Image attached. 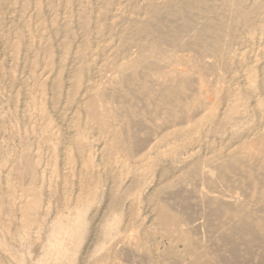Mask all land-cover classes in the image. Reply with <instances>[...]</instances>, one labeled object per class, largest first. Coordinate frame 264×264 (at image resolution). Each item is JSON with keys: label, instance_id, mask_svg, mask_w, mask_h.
Instances as JSON below:
<instances>
[{"label": "rangeland", "instance_id": "1", "mask_svg": "<svg viewBox=\"0 0 264 264\" xmlns=\"http://www.w3.org/2000/svg\"><path fill=\"white\" fill-rule=\"evenodd\" d=\"M226 1L0 0V264H257L217 231L264 225V0Z\"/></svg>", "mask_w": 264, "mask_h": 264}, {"label": "bare ground", "instance_id": "2", "mask_svg": "<svg viewBox=\"0 0 264 264\" xmlns=\"http://www.w3.org/2000/svg\"><path fill=\"white\" fill-rule=\"evenodd\" d=\"M193 1H196V2H199V3H204V2H206L207 0H178V2H181V3H185V4H192V2ZM228 1V0H227ZM226 1V2H227ZM236 1V0H235ZM173 2H175V1H173ZM224 2V1H223ZM177 3V2H176ZM225 3V2H224ZM230 3V2H229ZM198 4V3H197ZM199 7H203L202 5L201 6H199ZM242 7V6H241ZM187 9H189V8H187ZM232 9V8H231ZM185 10V9H184ZM237 11V10H236ZM185 12V11H184ZM238 12V11H237ZM245 13H246V11H245ZM184 14V13H183ZM229 14V13H228ZM201 16V15H200ZM247 16V15H246ZM247 19V18H246ZM248 20V19H247ZM231 24V23H230ZM150 26V25H149ZM239 27V26H238ZM226 28V27H225ZM232 28V27H231ZM234 106V105H233ZM234 110V109H233ZM236 111V110H235ZM223 124V123H222ZM102 134V133H101ZM121 149V148H120ZM128 150V149H127ZM141 184V183H140ZM217 212H219V211H217ZM217 212H215V213H217ZM220 213V212H219ZM221 214V213H220ZM234 218V217H233ZM234 223V222H233ZM228 224V223H227ZM227 228H228V230L226 231V232H223V231H217L218 233H230V234H235V235H237L236 237L238 238L239 237V239H241V237H242V235H246V236H248L249 238H250V241H251V243L253 244V245H256V246H261L262 244H263V242H264V232H263V228H264V225L260 222V221H255V222H250L248 219H240V220H238V224L237 225H231V227L228 225L227 226ZM258 231V232H257ZM189 233V232H188ZM262 235V236H261ZM236 241V240H235ZM234 241V242H235ZM233 243V242H232ZM237 243H238V241H237ZM236 243V244H237ZM243 245L244 244H246V242L244 241V238L242 237V242H241ZM232 247H234V245L232 246ZM240 248H241V246H240ZM250 247L248 246V245H246L245 246V248H244V250H241L240 249V251H244V254H247V256L249 255V249ZM251 251V250H250ZM206 252V251H205ZM189 253L191 254L192 252H191V250L189 249ZM231 254V264L233 263V262H235V260H236V257L238 256V253H236V249H232L231 250V252H230ZM251 254H253V253H251ZM250 254V255H251ZM205 256V255H204ZM247 256H245V259H249V258H247ZM257 257V256H256ZM190 258V257H189ZM191 258H192V256H191ZM190 258V259H191ZM212 258V257H211ZM260 259H258L259 261H257V264H264V255H262V256H260L259 257ZM187 259V258H186ZM185 259V260H186ZM193 259V258H192ZM203 259V258H202ZM219 259H221L220 260V262H222V260H223V258H219ZM239 259V258H238ZM193 260H195L196 262H198L199 261V258H198V256L196 255V256H194V259ZM252 260V259H251ZM250 260V261H251ZM174 261H175V259H174ZM184 261V260H183ZM225 261H227V260H225ZM225 261H223V262H225ZM241 261H243L242 259H241ZM250 261H248V262H250ZM223 262H222V264H223ZM239 262V261H238ZM94 263V262H93ZM174 263V262H173ZM219 263V262H218ZM226 263V262H225ZM230 263V262H229ZM244 263V262H243ZM242 262H240L239 264H243ZM252 263V262H251ZM253 263H255V262H253ZM175 264V263H174ZM180 264H182V263H180ZM238 264V263H237ZM248 264V263H247ZM256 264V263H255Z\"/></svg>", "mask_w": 264, "mask_h": 264}]
</instances>
